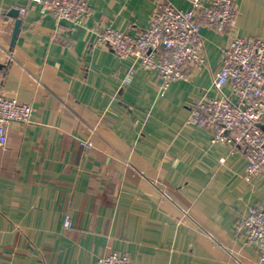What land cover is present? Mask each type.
Returning a JSON list of instances; mask_svg holds the SVG:
<instances>
[{"label":"crops","instance_id":"0c3cea01","mask_svg":"<svg viewBox=\"0 0 264 264\" xmlns=\"http://www.w3.org/2000/svg\"><path fill=\"white\" fill-rule=\"evenodd\" d=\"M156 1L90 0L74 25L32 0H0V94L32 105L0 146V264H99L111 253L129 264H264L237 231L249 206L264 209V174L246 183L241 152L187 123L193 100L217 94L228 41L264 39V0H236L228 32L201 25L204 63L163 97L158 72L136 66L126 85L133 61L98 42L102 25L147 29ZM13 8L26 12L12 45Z\"/></svg>","mask_w":264,"mask_h":264},{"label":"built area","instance_id":"2783aa9c","mask_svg":"<svg viewBox=\"0 0 264 264\" xmlns=\"http://www.w3.org/2000/svg\"><path fill=\"white\" fill-rule=\"evenodd\" d=\"M57 23L69 21L83 25L91 14L90 0H32ZM191 8L179 10L167 0H157L147 29L138 34L102 25L98 42L118 57L131 59L133 66L124 77L131 84L139 66L160 74L159 97H163L175 80L189 79L190 69L205 61L200 26L225 33L235 28L236 0H189ZM20 14L26 12L19 8ZM215 96L205 95L190 104L187 123L207 130L213 143L230 144L247 161L243 179L250 183L264 174V39L234 37L223 49L222 65L212 83ZM32 105L0 94V146L8 144L12 124L31 121ZM92 146V141H85ZM64 227L74 222L64 214ZM237 231L264 255V209L249 206L237 224ZM99 264H129L126 256L104 255Z\"/></svg>","mask_w":264,"mask_h":264},{"label":"water","instance_id":"95a60500","mask_svg":"<svg viewBox=\"0 0 264 264\" xmlns=\"http://www.w3.org/2000/svg\"><path fill=\"white\" fill-rule=\"evenodd\" d=\"M8 15L16 19L15 27H14V31H13V35H12V45H13L16 38H17L19 29H20V26L22 23V19L20 17V10L17 8L11 9V11L8 13Z\"/></svg>","mask_w":264,"mask_h":264}]
</instances>
